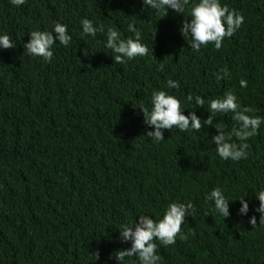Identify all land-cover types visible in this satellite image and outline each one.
Here are the masks:
<instances>
[{"label":"trees","instance_id":"trees-1","mask_svg":"<svg viewBox=\"0 0 264 264\" xmlns=\"http://www.w3.org/2000/svg\"><path fill=\"white\" fill-rule=\"evenodd\" d=\"M221 3L243 23L220 49L194 51L180 32L187 11L162 17L142 0H0V32L16 42L0 50V264H117L114 253L130 247L119 239L121 224L141 214L158 220L170 202L189 201L182 235L157 245L158 264H264V224L254 211L264 189V0ZM84 18L121 38L133 36V25L146 54L115 63L102 33L81 34ZM56 22L68 26L67 47L55 43L50 61L24 52L29 31ZM168 79L179 87L167 89ZM153 90L177 96L185 114L201 119L210 99L232 91L262 118L243 141L247 158L221 159L211 142L215 125H236L231 112L213 114V126L202 120L198 131L173 127L151 140L140 107L150 111ZM188 95L205 105L193 108ZM214 187L229 200L225 219L205 200ZM242 195L246 215L238 212Z\"/></svg>","mask_w":264,"mask_h":264},{"label":"clouds","instance_id":"clouds-1","mask_svg":"<svg viewBox=\"0 0 264 264\" xmlns=\"http://www.w3.org/2000/svg\"><path fill=\"white\" fill-rule=\"evenodd\" d=\"M13 5H22L24 0H10ZM143 5L149 10L166 15L169 9L177 14L187 11L190 19H185L180 28L183 36L189 39L186 41L190 49L199 51L202 46L209 43L215 49H220L222 41L226 37H231L243 23L244 17L235 9H230L221 0H142ZM185 17V16H184ZM81 34L95 37L97 33L104 35L103 46L111 50L115 63H123L137 56L143 57L147 52V47L141 42L140 33L131 24L128 31L133 33L132 37L121 38L122 33L112 26L105 28L103 24H95L92 20L84 18L80 21ZM72 37L69 34L68 26L56 22L51 31L32 30L29 31V39L23 44L24 52L29 56L41 57L44 61H50L53 57V46L55 43L67 47ZM16 42L8 33L0 32V50L14 48ZM162 65L158 68L162 70ZM223 75H228L227 70H223ZM220 78L219 76L217 77ZM240 85L245 86V81L241 80ZM167 89H176L179 82L168 79ZM189 102L194 101V107L204 106L205 99L200 95H188ZM150 111L141 106L143 112V122L150 126L151 130L145 135L151 140L159 142L164 140L163 130L175 127L179 132L186 130H200L203 125L213 126V114L232 113V120L236 122L229 131L225 132L217 124L214 128L217 134L211 137V142L215 145L216 154L225 160L239 161L247 158L246 141L255 135L259 129L262 118L256 115H248L252 109L241 106L236 95L232 91H227L222 98L210 99L207 103L209 116L201 119L195 111L184 112L181 100L175 95L164 90H153L150 97ZM235 137V140H233ZM236 141H241L237 143ZM242 195L238 200L240 207L239 214L246 215L249 211V204ZM259 206L254 209L260 214L259 223L264 224V189L256 193ZM205 200H211V210L218 213L224 219L230 215L229 200L219 187H214L206 194ZM193 204L189 201L170 202L163 212L162 218L154 219L148 214L138 215L134 222L121 224L119 229V239L121 242H130V247L118 250L114 253L117 264H127L126 257H135L137 264H158L160 256L157 252V245H172L175 243L178 234H181V225L186 216H191ZM248 223L256 227V216L249 217ZM134 225V226H133ZM182 235V234H181Z\"/></svg>","mask_w":264,"mask_h":264}]
</instances>
